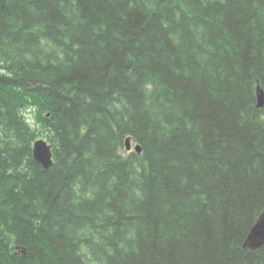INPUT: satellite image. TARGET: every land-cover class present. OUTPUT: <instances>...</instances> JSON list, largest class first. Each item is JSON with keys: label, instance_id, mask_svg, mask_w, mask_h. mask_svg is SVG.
I'll return each mask as SVG.
<instances>
[{"label": "trees", "instance_id": "trees-1", "mask_svg": "<svg viewBox=\"0 0 264 264\" xmlns=\"http://www.w3.org/2000/svg\"><path fill=\"white\" fill-rule=\"evenodd\" d=\"M259 88L264 0H0V264H264Z\"/></svg>", "mask_w": 264, "mask_h": 264}, {"label": "water", "instance_id": "water-1", "mask_svg": "<svg viewBox=\"0 0 264 264\" xmlns=\"http://www.w3.org/2000/svg\"><path fill=\"white\" fill-rule=\"evenodd\" d=\"M258 107H264V91H257ZM126 150L134 149L137 153H141L140 145H133L132 140L128 138L125 141ZM34 160L42 166L44 170H49L54 164L52 145L44 138L37 140L33 145ZM264 247V211L250 230L248 236L243 243L244 250L256 251Z\"/></svg>", "mask_w": 264, "mask_h": 264}]
</instances>
